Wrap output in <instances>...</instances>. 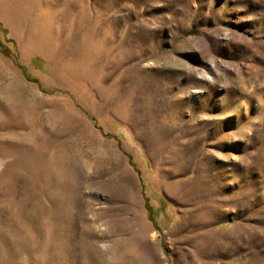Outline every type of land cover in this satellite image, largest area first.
I'll list each match as a JSON object with an SVG mask.
<instances>
[{
	"label": "rangeland",
	"instance_id": "rangeland-1",
	"mask_svg": "<svg viewBox=\"0 0 264 264\" xmlns=\"http://www.w3.org/2000/svg\"><path fill=\"white\" fill-rule=\"evenodd\" d=\"M0 264H264V0H0Z\"/></svg>",
	"mask_w": 264,
	"mask_h": 264
}]
</instances>
